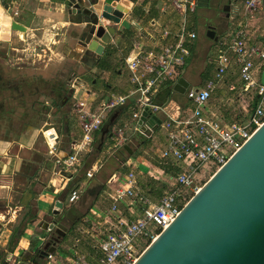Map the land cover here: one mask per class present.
I'll return each instance as SVG.
<instances>
[{
	"label": "crops",
	"instance_id": "crops-1",
	"mask_svg": "<svg viewBox=\"0 0 264 264\" xmlns=\"http://www.w3.org/2000/svg\"><path fill=\"white\" fill-rule=\"evenodd\" d=\"M234 1L201 0L199 5L197 0L194 12L183 13L168 0H137L134 13L125 15L123 20L129 25L135 21L149 38L142 36L132 26H127V37H119L118 40H121L116 43L119 46L117 55L112 56L105 65L98 62L88 71L78 68L79 72L71 74L75 85L82 86V89H73V84L70 85L73 98L83 91L78 101L95 107L111 95H127L131 87L124 58L134 46L144 51L159 52L165 43L173 42L172 37L165 42L158 40V33L163 29L171 32L173 37L182 28L196 34V38L187 43L190 56L179 77L187 83V90L200 89L206 80L212 78L217 69L218 56L239 30L248 33L249 45L264 52L262 0L251 15L245 14L244 0H239L241 8L238 12ZM0 9L27 28L24 41L18 40L17 34L9 32L4 25L1 29L7 32L0 30V49L6 50L8 45L17 46L11 57L0 56V251L5 252L2 264H16L20 256L28 251L31 238L36 247L42 244L45 232L41 229L40 222L48 219L58 200L63 201L60 210L61 226L67 237L62 248H58L53 255L63 264H70L77 258L95 263L100 256L98 242L103 238L101 233L111 229L118 219L129 222L130 216H139L134 202L127 198L118 203L119 213H112L110 210L114 203L109 194L129 172H133L136 177L137 192L141 191L140 184L146 178L158 179L153 175L155 172L161 175L162 171L155 166L154 160L161 159L165 134L162 129L156 128L150 139H137L140 140L138 146H128L132 153L125 151L128 155L125 154L124 161H121L118 153L107 155L106 150L102 151L110 143L109 132L104 137L102 147L98 149L101 136L99 132L95 144L84 154L80 168L71 179L52 176V159L41 132L42 126L49 122L50 117L55 122L61 120L62 136L61 142L57 144V152L63 156V152L68 155V150L82 133L78 117L71 112L73 101L64 106L62 100L56 101L57 105H52L51 98L58 100L65 95L56 88V80L53 82L55 85L52 92L47 78L54 69L48 66L50 61L59 63L57 74L64 69V64L76 59L75 47L64 37L71 23L62 17L63 9L58 8L53 0H0ZM209 27L215 31L217 42L206 36ZM10 38L12 40L8 41ZM48 54V64L35 70L42 77L37 78L36 85L47 84L46 91H43L39 86L33 87L35 73L27 61L32 58L29 63L35 66L37 60ZM261 69L262 67L257 69L258 79ZM175 82L159 90L155 103L176 114L177 107L182 111L190 107V103L185 94L169 93ZM251 91H243L238 67L232 63L217 82L205 112L223 125L244 122L252 114L253 104L257 102L255 91ZM40 96L46 97L51 105L47 101H40ZM131 104L132 101L129 100L123 109L118 110L119 115L114 124H121L129 117L122 115L126 111L131 112ZM100 161L102 163L98 165ZM93 166H96V170L91 178H87L86 173ZM75 188L81 191L79 199L68 203L69 192ZM19 222L22 223L19 227L22 235L14 238V249L10 252L8 244Z\"/></svg>",
	"mask_w": 264,
	"mask_h": 264
},
{
	"label": "built area",
	"instance_id": "built-area-1",
	"mask_svg": "<svg viewBox=\"0 0 264 264\" xmlns=\"http://www.w3.org/2000/svg\"><path fill=\"white\" fill-rule=\"evenodd\" d=\"M168 1L183 13L194 12L197 7V0ZM260 5L261 0H244L245 14L251 15ZM169 37L173 38V42L165 43L159 52L144 51L134 46L124 58L131 87L127 95H111L95 107L87 106L84 101L74 103L72 112L79 119L82 133L65 159L58 156L55 131L49 129L43 132L49 155L54 160L52 174L60 178H65L61 176L62 172L74 175L82 164L84 154L95 144L101 128L112 114L123 109L131 100L129 117L121 124L109 127L107 155L121 151L126 153L124 145L138 146L140 140L150 139L155 129L160 128L165 134L160 158L181 166V170L169 178L170 190L157 203L143 198L146 207L140 216L129 222L118 219L111 229L101 233L103 238L98 242L100 256L95 263L77 258L70 264H133L146 246L172 224L185 204L201 189L206 174L222 168L264 123V85L257 77V69L264 66V52L248 44V33L244 30L237 31L227 42L225 50L217 58V69L212 78L206 80L202 88L185 92L190 107L182 111L177 107L175 114L167 107L156 104L159 90L180 77L181 69L190 56L187 43L192 42L196 34L182 28L174 37L166 29L157 36L160 42ZM232 63L238 67L243 91H255L257 102L246 121L223 125L205 111L217 82ZM144 111L148 114L147 119L155 116L161 121L160 125L154 123L141 130L138 121ZM95 170L96 166L91 167L86 173L87 178H91ZM136 183L133 172L119 180L117 188L109 194L114 203L110 210L112 213H119L118 203L125 198L136 199ZM80 192L79 188L72 189L67 197L68 203L78 200ZM44 264L63 263L49 254Z\"/></svg>",
	"mask_w": 264,
	"mask_h": 264
},
{
	"label": "water",
	"instance_id": "water-1",
	"mask_svg": "<svg viewBox=\"0 0 264 264\" xmlns=\"http://www.w3.org/2000/svg\"><path fill=\"white\" fill-rule=\"evenodd\" d=\"M136 2L53 0L58 8L63 9L62 17L71 23L64 35L65 39L71 44L77 42L82 45L70 71L74 68L78 70V62L87 56L92 57V63L105 65L114 56L109 50H116L118 38L127 34V26H132L142 36L149 38L135 21L129 25L123 20L125 15L134 13ZM234 4L238 12L240 1L235 0ZM262 6L264 8V0ZM4 20L6 29L16 33L18 40L24 41L27 28L9 15ZM206 36L214 42L218 40L211 27L207 28ZM259 82L264 85V66ZM76 87L82 89L79 84ZM187 89L184 79L178 78L169 93L183 95ZM118 115L119 111L115 112L101 128L98 149L102 147L104 137ZM147 116L144 111L138 121L141 130L154 123L160 125L161 121L157 117L150 120ZM53 121L46 122L41 132L53 129L58 144L62 136L61 120ZM123 149L132 153L127 145ZM63 154L58 152L61 159L67 157L66 152ZM53 162L52 159V167ZM61 176L68 180L73 177L65 172ZM62 207L63 201L58 200L48 219L40 222L45 232L42 244L37 247L30 244L28 251L20 256L16 264H44L49 254L62 248L67 234L61 226ZM133 264H264V123L211 176L185 204L172 224L147 246Z\"/></svg>",
	"mask_w": 264,
	"mask_h": 264
},
{
	"label": "trees",
	"instance_id": "trees-1",
	"mask_svg": "<svg viewBox=\"0 0 264 264\" xmlns=\"http://www.w3.org/2000/svg\"><path fill=\"white\" fill-rule=\"evenodd\" d=\"M202 2L201 0H198V4L200 5ZM63 98L60 99H56V98H51V102L52 105H57L56 101H63ZM190 103V102H189ZM255 106V104H253ZM253 109L254 110V107ZM188 107V106H185ZM117 156L119 157V159L121 161H124L125 159V153L123 151L119 152L117 154ZM155 166L162 171V176L161 178H158L157 180L153 179V178H146L144 181L141 182L140 184V188L141 191L138 192V195L136 197V199H134V207L135 210H137L138 215L140 216L142 211L145 209L146 204H144L142 202V199L145 198L147 199L149 202L151 203H157L159 201V199L164 196L171 188L170 186V182H169V178L173 177L175 174H177L180 170H181V166L175 164L172 161H167L165 162L164 160L160 159V160H154ZM168 179V180H166ZM137 214L136 215H132L130 216V219L133 220L135 218H137ZM20 223V222H19ZM22 223H20L15 229H14V233L11 236V239L9 241L8 244V250L10 252L13 251V247H14V238H20L22 235V231L21 228H19L21 226ZM23 226V225H22ZM71 229V228H70ZM31 245L34 246V239L31 238ZM5 258V252L0 251V264L3 263Z\"/></svg>",
	"mask_w": 264,
	"mask_h": 264
},
{
	"label": "flooded vegetation",
	"instance_id": "flooded-vegetation-1",
	"mask_svg": "<svg viewBox=\"0 0 264 264\" xmlns=\"http://www.w3.org/2000/svg\"><path fill=\"white\" fill-rule=\"evenodd\" d=\"M7 32V31H4V33ZM127 35L124 34L121 36V38H126ZM12 39L10 38L8 41H11ZM121 40V39H120ZM119 40V42H120ZM0 44H1V40H0ZM118 44V43H117ZM74 47H75V51H74V55L76 56V58L78 57V52L82 49V45L80 43H77V42H74L72 44ZM119 48V46H117ZM116 49L113 51L109 50L110 53H113V55H117L118 53V50L119 49ZM17 50V46H12V45H8V48L5 50V49H0V56L2 58V56H6L7 58L11 57V55L13 54L12 52L16 51ZM10 52V54H9ZM94 58V57H93ZM92 59L91 56H87L85 57L84 59L80 60L81 62H78V68L82 69V70H85V71H88L90 69L93 68V66L95 65V63H92L90 64V60ZM72 62H69V64H64L63 66V70L62 71H59L57 74H54V78L57 82V85H56V88L60 91L63 92V94L65 95L64 96V100L62 101V106L66 105L69 101H71V96H72V92L70 90V85H71V82L73 80V78H71V74L72 73H77L79 72L80 69H73L70 71L71 69V65L74 63V59L70 60ZM79 61V60H78ZM77 70V71H76ZM56 76V77H55ZM53 92V90H51ZM61 104V103H60ZM61 106V107H62Z\"/></svg>",
	"mask_w": 264,
	"mask_h": 264
},
{
	"label": "rangeland",
	"instance_id": "rangeland-1",
	"mask_svg": "<svg viewBox=\"0 0 264 264\" xmlns=\"http://www.w3.org/2000/svg\"><path fill=\"white\" fill-rule=\"evenodd\" d=\"M0 14H2V16L0 15V30H1V32H3V31H5V29L3 30V28L1 29V27L3 26V21H5L3 18H5V16L7 15L5 12H4V10H2V9H0ZM34 58V57H33ZM48 58H49V54L48 55H46V57H44V58H41L40 60H37L36 61V64L37 65H35V66H33V65H31V63H29V61L30 60H32V58L31 59H28V66H30V68L31 69H33L32 71L35 73V72H37V71H35L36 69H38L39 68V66H41V67H44L45 65H47L48 64ZM26 62V63H27ZM31 62V61H30ZM53 62V63H52ZM30 64V65H29ZM54 64V65H53ZM48 66L50 67V68H54V69H52V71H51V74H50V76H47V78H48V80H49V83H48V85L50 86V88H51V90H53L54 89V74L56 73V70H58L57 69V67L58 66H60L59 65V63H55V61H50V63L48 64ZM55 66V67H54ZM40 72V71H39ZM40 73H35V76H33V78H35L34 80H33V87L35 88L36 86H39L38 84L36 85V83H37V80L38 79H41L42 77H41V75H39ZM38 78V79H37ZM74 85L75 87H76V85H75V81H72L71 82V85ZM45 86H47V84L45 85ZM45 86L43 85V86H39L40 87V90H42L43 89V91H46V89H45ZM93 91H94V89H92ZM82 93H83V91H81V92H79L78 94H76L75 96L76 97H74L73 98V96H71V101H73L72 103H73V105H74V103H76L78 100H79V98L82 96ZM251 93H253V91H251ZM18 98H20V96H18ZM40 101H42V102H45V101H47L48 102V105L50 106L51 105V103H50V101L48 100V99H46V97H42V96H40V99H39ZM0 102H2L1 100H0ZM12 103L13 104H15V102L14 101H12ZM17 104H19V103H17ZM21 105V104H20ZM20 105H18V107H20ZM73 105H72V108L71 109H73ZM23 106H25V104H23ZM22 106V107H23ZM26 108V107H25ZM23 109H24V107H23ZM66 109V108H65ZM18 111H20L19 110V108H18ZM73 111V110H72ZM71 111V112H72ZM51 113H53V112H51ZM73 113V112H72ZM20 113H18V115H19ZM130 115V112L129 111H126L125 113H123V115L122 116H129ZM20 116V115H19ZM18 116V117H19ZM72 116H73V114H72ZM75 119H76V117H74ZM52 120H53V118L52 117H50V120L49 121H51L52 122ZM77 120V119H76ZM48 123V122H47ZM41 124V123H40ZM43 143H45V142H43ZM44 147H46V144H44ZM106 148H107V145H105V147H103L102 148V151L103 152H105V150H106ZM126 154V156L128 155L127 153H125ZM51 173H52V170H51ZM156 173V172H155ZM154 173V177H156V178H161V175H157V174H155ZM215 173V172H214ZM214 173H210L209 175L208 174H206V176H205V179H204V181L202 182V186L211 178V176L214 174ZM52 176H54L53 174H52ZM56 176V175H55ZM56 177H58V176H56ZM166 180H168V179H166ZM67 237V236H66ZM29 241H30V239H29ZM65 241H66V238H65V240H64V243H65ZM36 242V241H35ZM64 243L62 244V245H64ZM149 245V244H148ZM29 247H30V244H29ZM146 248H147V246H146ZM145 248V249H146ZM144 249V250H145Z\"/></svg>",
	"mask_w": 264,
	"mask_h": 264
}]
</instances>
